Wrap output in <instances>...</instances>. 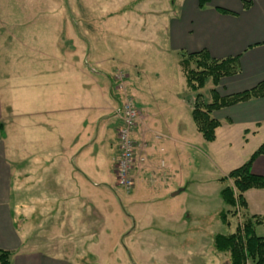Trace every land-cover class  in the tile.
<instances>
[{
	"label": "crops",
	"instance_id": "1",
	"mask_svg": "<svg viewBox=\"0 0 264 264\" xmlns=\"http://www.w3.org/2000/svg\"><path fill=\"white\" fill-rule=\"evenodd\" d=\"M189 1L166 24L141 25L133 44L142 56L124 60H116L105 41L88 45L85 57L83 36L76 32L68 46L64 26L55 40L22 43L31 52L24 60L13 50L22 39L19 26L7 23V14H13L0 13V248L12 252L11 264H84L87 255L97 257L94 264H121L126 261L120 258L122 249L138 264L132 246L165 254L179 243L164 240L189 238V213L176 200L185 189L182 183L176 189L170 185L173 178L180 180L181 161L190 160L194 134L184 122L188 99L165 79L166 66L148 63L150 48L157 44L178 54L179 65L184 52L205 49L216 59L238 56L240 72L222 77L216 88L222 96L250 89L264 80V0H252L248 9L244 0H209L203 8L198 0ZM153 12L161 17L157 9ZM160 31L163 39H155ZM17 62H28V69L21 71ZM118 73H125L123 88ZM162 78L168 84L156 83ZM126 91L140 112L133 135L145 160L133 172L132 190L122 188L125 194L119 197L130 220L124 225L128 230H115L117 240L110 243L100 218L114 223L123 215L114 199L121 195L115 172L121 124L116 108ZM213 115L221 125L216 139L206 143L220 180L264 142V97L222 107ZM252 172L264 176L263 155L253 162ZM21 191H27L26 222L24 204L15 199ZM244 197L241 218L244 213L264 218V189H249ZM158 222L171 227L152 228ZM40 228L50 234L49 241L36 239ZM101 243L109 251L106 258L94 251Z\"/></svg>",
	"mask_w": 264,
	"mask_h": 264
},
{
	"label": "rangeland",
	"instance_id": "2",
	"mask_svg": "<svg viewBox=\"0 0 264 264\" xmlns=\"http://www.w3.org/2000/svg\"><path fill=\"white\" fill-rule=\"evenodd\" d=\"M189 0H0V13L5 14L6 12L12 13L13 15L7 14V23H13L19 26L18 33H21V43H14L15 48L18 52L17 55L24 60H28V56L31 52L23 46L22 43L28 39L33 40L37 45L42 42H49L51 39L55 40L60 35L62 27H66L64 41L68 42V46L71 45L75 33H79L83 36L85 43L83 48L85 50V57L87 56L88 45H98V41H105V44L109 47V52L113 55L116 60H124L128 58H139L142 56L134 47V40L141 32H137L138 28L143 24H152L157 21H161L166 24L170 14H181V4L188 2ZM229 3L234 0H227ZM191 4V2L189 1ZM192 8L190 6H187ZM158 10L161 13V17L157 18L153 10ZM159 13V15H160ZM35 18V19H34ZM160 22V23H161ZM30 23V25H29ZM162 25V24H161ZM96 31H92V30ZM76 30V31H75ZM26 35V38L24 36ZM158 34V35H157ZM159 34L161 35L159 37ZM31 36V37H30ZM155 39L162 40V31L155 33ZM163 46V43H161ZM152 51L149 52L150 60L148 63L151 66L160 67L166 66V80L172 84L175 91H181V98L183 95H191L190 99L193 98L192 92L188 91L186 94V83L184 81V75L179 65V56L176 53L164 51L160 46L152 45ZM11 60V51H7L6 54ZM7 62L8 60L5 59ZM12 62L7 63V67ZM28 62H17L18 68L22 71L27 67ZM31 65V63H30ZM195 67V64H193ZM28 70H26L27 72ZM125 76V73H123ZM165 79H160L156 83H167ZM26 81V78L24 79ZM125 81V79H124ZM168 84V83H167ZM164 86V84H163ZM167 86V85H165ZM213 87L212 83L209 82L201 92L204 93L205 99L210 100L209 90ZM123 88V87H122ZM26 89V88H25ZM127 95V91L124 92ZM4 94L5 106L6 94ZM26 98V97H25ZM22 102V101H21ZM187 110L185 112L184 122L186 128L190 129V135L194 134L191 139L189 152L190 160L184 158L181 161L182 170L179 173V179L173 178L170 181L171 187L175 188L180 183L183 184L184 191L177 196L179 207L185 205L186 211H188L187 219L189 217V223L187 225L188 239L174 238L167 239L164 241L177 242L179 246L173 248L171 251L160 254L156 249H148L146 251H140L138 246L131 245L132 251L136 257L138 264H230L229 253L218 252L213 247V237L216 233L227 234L236 229L237 224L242 225V220L237 217L238 209L237 203L235 205L236 214L229 215V224H224L223 220L219 216L221 209L227 208L222 197L220 196V190L224 187V183L219 180L220 170L216 168V160L208 152V143L198 131L196 124L192 117L191 104L187 100ZM10 107V105H9ZM118 141H116V144ZM162 157L159 156V159ZM192 158V159H191ZM186 187V188H185ZM117 189L121 192V195H114V199L119 205L122 218L116 219L112 222L104 221L100 218V229L101 231H109V241L116 242V231H127L124 225L130 224V220L125 217L124 207L119 203V197L123 198L125 194L122 187L117 186ZM176 189V188H175ZM125 190V189H124ZM127 192V191H126ZM171 193V192H170ZM15 199L19 200V204L23 205L24 220L27 219V191L16 192ZM124 204V203H123ZM125 206V204H124ZM26 222V221H24ZM26 225V223H24ZM112 224V225H111ZM38 226L43 227V224ZM133 226V225H132ZM141 226V224H140ZM168 227L165 223H155L152 228ZM171 225L168 228L170 229ZM39 228V227H38ZM131 228V227H130ZM163 228V229H164ZM37 229V228H36ZM34 230V228H33ZM116 230V231H115ZM258 235H264V226L258 227ZM103 235V236H102ZM102 240H106V235L100 234ZM36 239L42 243L50 240V234L45 235L43 229H38L36 232ZM101 238V237H100ZM98 237L97 240L100 241ZM101 240V241H102ZM120 241V239L118 240ZM108 242V241H107ZM105 248V249H103ZM105 250V252H104ZM100 258L108 257V249L103 243L100 247L94 248ZM123 254L120 256L123 261L121 264H132L128 254L122 249ZM101 253V254H100ZM84 264L98 263L97 257L85 256ZM248 264H255L252 260L248 261Z\"/></svg>",
	"mask_w": 264,
	"mask_h": 264
},
{
	"label": "trees",
	"instance_id": "3",
	"mask_svg": "<svg viewBox=\"0 0 264 264\" xmlns=\"http://www.w3.org/2000/svg\"><path fill=\"white\" fill-rule=\"evenodd\" d=\"M201 8L209 0H198ZM252 0H244L243 7L248 9ZM222 13H233L226 8L217 7ZM180 65L185 73L187 87L193 94L187 96L192 105V115L198 131L205 140L216 139V129L221 121L214 117L213 112L222 107L247 101L252 98L264 97V80L250 89L222 96L216 86L222 77L236 75L240 72L238 56L216 59L207 50L183 53ZM195 64V67H193ZM211 82L213 87L209 90L210 100L205 99L203 88ZM264 156V142L252 153L250 158L242 165L232 169L227 175L220 178L225 184L221 190V197L227 208L220 211V218L229 224V215L236 214L237 201L246 207L244 194L249 189H264V176L254 174L252 165L258 156ZM264 225V218L243 214L242 225L237 224L236 229L230 233H217L213 238V247L218 252L229 253L230 264H248L252 260L255 264H264V236H259L256 228ZM12 252L0 248V264H11Z\"/></svg>",
	"mask_w": 264,
	"mask_h": 264
},
{
	"label": "built area",
	"instance_id": "4",
	"mask_svg": "<svg viewBox=\"0 0 264 264\" xmlns=\"http://www.w3.org/2000/svg\"><path fill=\"white\" fill-rule=\"evenodd\" d=\"M125 76L118 73L116 81L119 88L123 87ZM139 109L135 101L128 95H124L123 100L116 108V115L120 118L121 124L118 129V149L119 156L117 159L115 172L117 183L120 187L129 192L134 187L133 172L138 163L145 160L144 156L138 155L137 142L134 138V129L139 121ZM242 205L237 201V217L242 216ZM242 219V218H241Z\"/></svg>",
	"mask_w": 264,
	"mask_h": 264
}]
</instances>
